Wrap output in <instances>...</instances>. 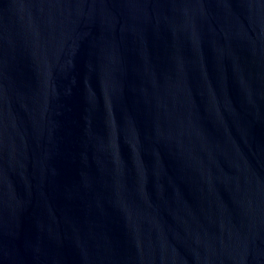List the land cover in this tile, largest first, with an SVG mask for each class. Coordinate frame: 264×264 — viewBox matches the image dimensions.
<instances>
[{"label":"water","instance_id":"water-1","mask_svg":"<svg viewBox=\"0 0 264 264\" xmlns=\"http://www.w3.org/2000/svg\"><path fill=\"white\" fill-rule=\"evenodd\" d=\"M0 264H264V0H0Z\"/></svg>","mask_w":264,"mask_h":264}]
</instances>
